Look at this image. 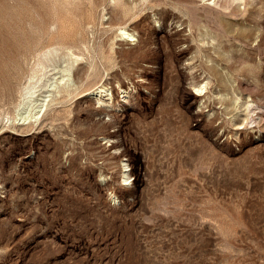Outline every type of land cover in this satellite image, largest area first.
Masks as SVG:
<instances>
[{"label":"rangeland","instance_id":"374dc122","mask_svg":"<svg viewBox=\"0 0 264 264\" xmlns=\"http://www.w3.org/2000/svg\"><path fill=\"white\" fill-rule=\"evenodd\" d=\"M0 264H264V0H0Z\"/></svg>","mask_w":264,"mask_h":264},{"label":"bare ground","instance_id":"6f19581e","mask_svg":"<svg viewBox=\"0 0 264 264\" xmlns=\"http://www.w3.org/2000/svg\"><path fill=\"white\" fill-rule=\"evenodd\" d=\"M120 36L122 38H134V34L127 32L125 29L121 31ZM128 40V39H127ZM130 41V40H128ZM74 44H76L74 42ZM77 45V44H76ZM77 47V46H76ZM44 52V51H43ZM43 55L46 57L48 56V50L46 53H43ZM74 55L73 52H70V56L72 57ZM80 57L75 55V59L70 65H67V67L62 68L59 70V73H70L71 69L73 68V64L75 62H78ZM48 61V59H47ZM69 62V61H68ZM36 67H38V71L41 72L37 75L36 70L33 71V76L30 77V80L34 78V76L37 77V80L33 83H29L20 93V99L14 106V113L12 116H7V121H15L18 125L30 127L33 125H37L39 121L42 119L44 114L46 113V109L49 103V95H48V88L54 86V82L51 80L48 76V65L43 62L39 61L36 63ZM54 69H56L54 67ZM66 74H62L60 77L61 81H64ZM205 86L200 87L198 90L203 91ZM43 89H46V91L43 92ZM96 94L100 95H110V89L108 87L102 86L99 91H97ZM125 97V96H123ZM128 178L125 177L124 181H126Z\"/></svg>","mask_w":264,"mask_h":264}]
</instances>
